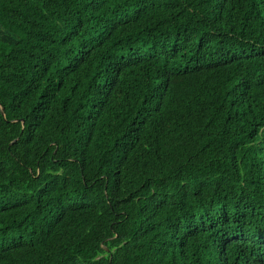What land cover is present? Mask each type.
Masks as SVG:
<instances>
[{
  "label": "trees",
  "instance_id": "16d2710c",
  "mask_svg": "<svg viewBox=\"0 0 264 264\" xmlns=\"http://www.w3.org/2000/svg\"><path fill=\"white\" fill-rule=\"evenodd\" d=\"M0 264H264V0H0Z\"/></svg>",
  "mask_w": 264,
  "mask_h": 264
}]
</instances>
